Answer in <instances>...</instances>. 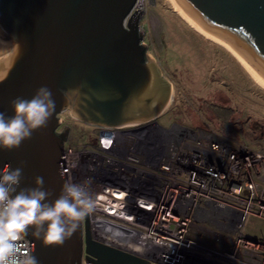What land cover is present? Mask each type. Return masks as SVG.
Listing matches in <instances>:
<instances>
[{
	"label": "water",
	"instance_id": "water-1",
	"mask_svg": "<svg viewBox=\"0 0 264 264\" xmlns=\"http://www.w3.org/2000/svg\"><path fill=\"white\" fill-rule=\"evenodd\" d=\"M227 47L252 80L264 87V0H176ZM136 0H0V112L12 116L10 101L30 99L48 86L56 113L47 128L33 133L19 149L0 150V170L23 162L21 187H34L36 176L54 200L65 184L63 147L68 126L55 132L67 107L75 117L104 127H120L155 118L173 101V86L139 44ZM146 61V62H145ZM168 85L164 106L153 110L150 95L159 81ZM81 83V95L69 90ZM149 117V118H148ZM147 118V119H146ZM153 119V120H152ZM31 253L39 264H79L84 251L92 264H152L130 252L92 238L88 218L61 247L44 246L31 235Z\"/></svg>",
	"mask_w": 264,
	"mask_h": 264
},
{
	"label": "built area",
	"instance_id": "built-area-1",
	"mask_svg": "<svg viewBox=\"0 0 264 264\" xmlns=\"http://www.w3.org/2000/svg\"><path fill=\"white\" fill-rule=\"evenodd\" d=\"M153 126H100L83 162L64 144L65 183L91 181L92 238L158 264H264V238L244 230L264 218V153L224 139L191 146L185 132ZM21 247L31 252L27 237ZM79 264H92L84 251Z\"/></svg>",
	"mask_w": 264,
	"mask_h": 264
},
{
	"label": "rangeland",
	"instance_id": "rangeland-1",
	"mask_svg": "<svg viewBox=\"0 0 264 264\" xmlns=\"http://www.w3.org/2000/svg\"><path fill=\"white\" fill-rule=\"evenodd\" d=\"M145 8L153 36L147 54L174 89L171 106L153 127L185 132L191 146L224 139L264 153V88L226 49L192 29L172 10L170 0H149ZM16 46L11 43L0 58ZM59 117L58 130L69 129L65 147L77 162L92 159L100 126L75 117L69 107ZM244 230L264 237V218L249 217Z\"/></svg>",
	"mask_w": 264,
	"mask_h": 264
},
{
	"label": "clouds",
	"instance_id": "clouds-1",
	"mask_svg": "<svg viewBox=\"0 0 264 264\" xmlns=\"http://www.w3.org/2000/svg\"><path fill=\"white\" fill-rule=\"evenodd\" d=\"M81 83L69 90L81 95ZM12 116L0 112V150L19 149L33 133L45 129L56 113V101L51 89L39 87L28 99L17 96L10 101ZM23 162L16 168L9 165L0 170V264H39L38 258L24 251L21 241L31 235L44 246L61 247L78 230L80 222L96 206L95 199L83 183H65L59 194L44 187V178L36 176L34 187H21Z\"/></svg>",
	"mask_w": 264,
	"mask_h": 264
},
{
	"label": "flooded vegetation",
	"instance_id": "flooded-vegetation-1",
	"mask_svg": "<svg viewBox=\"0 0 264 264\" xmlns=\"http://www.w3.org/2000/svg\"><path fill=\"white\" fill-rule=\"evenodd\" d=\"M148 18H149V15L147 14V10H145V12H142L139 14L138 21H137V31L139 34V38L142 41L141 45L145 49H146V44H147L145 42V39L147 37H149L148 34H150V31H149L148 26H147V19ZM145 49H144V60L147 59ZM164 82H165L164 80L162 82L161 81L157 82L159 84H158V86H156V84H155V86H154L155 92L152 95H150L149 100L151 99L150 103H151L152 109L154 111L159 110L162 106H164L167 102L168 97H169V93H170L171 89H169V86L167 84L163 85ZM147 122H151V120H149ZM64 128L65 127H63V129ZM68 132H69V129H68ZM203 264H212V262L210 263V262L203 261Z\"/></svg>",
	"mask_w": 264,
	"mask_h": 264
},
{
	"label": "bare ground",
	"instance_id": "bare-ground-1",
	"mask_svg": "<svg viewBox=\"0 0 264 264\" xmlns=\"http://www.w3.org/2000/svg\"><path fill=\"white\" fill-rule=\"evenodd\" d=\"M172 10L177 13L192 29L197 31L199 34H201L203 37L213 41L214 43H217L215 39V34L207 30L200 22L197 20L192 14L191 11L177 2L176 0H170ZM218 45L222 46L224 49H226L234 58L239 62V64L243 67L239 59L224 45L217 43ZM244 68V67H243ZM245 69V68H244ZM246 71V69H245ZM247 72V71H246ZM248 73V72H247ZM264 88V87H262ZM153 120V119H152ZM93 223H95V220H93Z\"/></svg>",
	"mask_w": 264,
	"mask_h": 264
},
{
	"label": "crops",
	"instance_id": "crops-1",
	"mask_svg": "<svg viewBox=\"0 0 264 264\" xmlns=\"http://www.w3.org/2000/svg\"><path fill=\"white\" fill-rule=\"evenodd\" d=\"M148 35H149V37H147V38L145 39V42L147 43V44H146V49L144 48V49L146 50V53H147L148 48H149L150 43H151V39H150V38L153 37L151 33L148 34ZM145 62H146V61H145ZM160 114H161V113H160ZM157 117H158V115H157L156 117H153V118L156 119ZM145 121H146V120H145ZM142 122H143V121H142ZM103 127H104V126H103ZM261 238H264V237H261Z\"/></svg>",
	"mask_w": 264,
	"mask_h": 264
}]
</instances>
